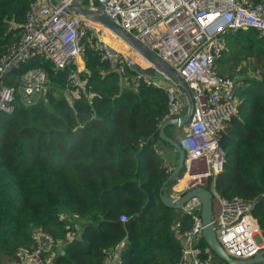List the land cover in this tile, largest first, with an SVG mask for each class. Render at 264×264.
<instances>
[{
	"label": "trees",
	"instance_id": "trees-1",
	"mask_svg": "<svg viewBox=\"0 0 264 264\" xmlns=\"http://www.w3.org/2000/svg\"><path fill=\"white\" fill-rule=\"evenodd\" d=\"M29 1L0 0V56L17 41ZM222 39L231 50H223L216 62L220 75L226 57L243 51L260 61L263 72L259 80L235 81L238 113L219 136L225 162L214 191L251 204L264 238V38L255 30H228ZM119 60L124 74L110 70L88 47L78 73L82 87L69 80L75 64L55 69L40 55L5 80L13 85L37 67L48 78L46 94L36 103L17 99L13 114L0 112V264L30 246L35 229L61 244L52 264H105L104 251L120 242L122 264H180L182 234L191 219L159 199L178 160L176 150L159 139L166 90L147 84ZM66 90L73 92L70 101ZM184 112L177 117L186 118ZM182 125L168 126L164 134L178 143ZM184 175L185 168L168 182V197ZM76 222L81 224L76 240L64 244ZM198 246L206 247L203 238Z\"/></svg>",
	"mask_w": 264,
	"mask_h": 264
},
{
	"label": "built area",
	"instance_id": "built-area-1",
	"mask_svg": "<svg viewBox=\"0 0 264 264\" xmlns=\"http://www.w3.org/2000/svg\"><path fill=\"white\" fill-rule=\"evenodd\" d=\"M87 1L91 8L97 3L112 24L155 54L189 91V121L178 141L185 155V175L175 198L196 186L206 187V181L212 179L208 190L218 204L212 223L225 254L232 259L247 260L264 250V238L251 215V204L237 198H220L214 191V179L225 162L219 136L225 123L237 115L239 105L236 82L216 71V62L223 51L222 35L227 30H255L264 38V0ZM73 4L80 5L81 0L29 1L17 41L0 56V112L13 114L17 99L24 105H32L45 96L48 78L40 67L26 71L13 85L5 83L13 72L37 55L62 70L69 63L76 66L90 47L110 70L124 74V67L118 64L122 56L97 38L94 23L66 10ZM122 59L127 66L125 58ZM80 71L76 67L69 75L74 86L82 87ZM138 78L160 87L145 77L138 75ZM166 97V119L178 118L179 97L173 89H166ZM180 210L191 219L190 227L182 234L180 264H225L207 246H198L203 230L199 200L190 199ZM125 221L121 216L120 222ZM78 231L74 224L64 244L74 242ZM30 238V246L16 250L13 264H47V252L61 249V244H56L41 229L33 230ZM121 246L122 242L104 251L105 264H122Z\"/></svg>",
	"mask_w": 264,
	"mask_h": 264
},
{
	"label": "water",
	"instance_id": "water-1",
	"mask_svg": "<svg viewBox=\"0 0 264 264\" xmlns=\"http://www.w3.org/2000/svg\"><path fill=\"white\" fill-rule=\"evenodd\" d=\"M58 1V0H55ZM66 10L76 15L87 19L92 22L101 23L106 28H108L113 33L119 35L122 39L126 40V42L136 50L143 58L150 64V69L143 70L144 75L140 74V70H135L131 64H129L127 58V66L128 68L140 75L141 77H145L148 72L152 71L153 78L151 81L154 84H158L159 80L163 77H167L177 85L179 88L187 90L181 78L171 70L164 62H162L155 54L144 48L138 42L133 40L131 37L126 36L121 29L116 27L112 22L100 11V14H96L90 10L82 8L78 4H73L66 7ZM186 120H181L180 118H170L166 119L161 126L159 127V139L171 147H173L178 153V163L174 170L171 172L169 177L162 183L159 189V199L160 202L168 207L173 209H180L187 201L192 198H196L199 200L201 204V221H202V238L206 244V246L215 254L218 260L222 261L225 264H264V250L259 251L255 256L247 260H236L232 259L225 254L220 244L216 239L215 234V226L212 223L213 218V203H212V193L205 186H196L193 189L183 193L178 198L168 197L165 191V188L170 180L176 179L177 175L184 169V161L185 155L179 144L173 141L171 138L166 137L164 134V130L168 126H181ZM63 254V252H62Z\"/></svg>",
	"mask_w": 264,
	"mask_h": 264
},
{
	"label": "rangeland",
	"instance_id": "rangeland-1",
	"mask_svg": "<svg viewBox=\"0 0 264 264\" xmlns=\"http://www.w3.org/2000/svg\"><path fill=\"white\" fill-rule=\"evenodd\" d=\"M102 27L106 28L104 25H102ZM106 29L108 31H110L108 28H106ZM105 33H106V31L104 32V29H102L101 31L96 29V33L95 34H96L98 39H100L102 42H104ZM106 36H108V34ZM109 36L112 37L113 35L111 36L109 34ZM105 40L109 42L108 44L112 43V45H113V42L108 37H105ZM140 45H142V44H140ZM129 47H131V46L129 45ZM130 50L132 51L133 54L139 56V60L143 63V65L147 68V70H149L150 69V64L143 58V56H141L138 52H136V50L134 48H132V47H131ZM223 50H225V52H230L231 47H228L226 45V43L224 44V42H223ZM222 54L223 53H221V56H222ZM127 60H128V58H127ZM226 60H227L226 63H224L222 65V68H224V70H225V73H223L222 76L227 77V78L233 80L234 82L235 81L242 82L245 79H258L259 80L261 78V74L263 72L262 64L260 63L259 60H257V58L255 56L248 55L247 52L243 51L241 53L239 52L238 54H236L234 58H229L228 59L226 57ZM145 78L148 79L147 81L151 80L153 78L152 71L151 72L149 71L148 74L145 76ZM161 80H163L162 82L171 83L173 86L175 85L167 77H163ZM160 85L166 87L164 84L160 83ZM64 93H65L68 101H70L71 98H73V92H71L69 90H66ZM183 109L185 110V112L183 114L185 116V115L188 114L189 108H188V106L185 105V107L181 106V110H183ZM187 116H186V118H181L182 116L180 115V119L181 120H186ZM182 126H185L184 127V132H185L186 126H187V122H184ZM170 158H172V157H170ZM177 163H178V160H177ZM171 164L173 166V164H175V160H173ZM170 197L171 198H175V196H172V195H170ZM217 212H218V204L214 200V202H213V217L216 216ZM76 225L78 226V228L80 230L81 229V224L79 222H76ZM13 262H14V256L13 257H6V258H4L2 260V264H13Z\"/></svg>",
	"mask_w": 264,
	"mask_h": 264
},
{
	"label": "crops",
	"instance_id": "crops-1",
	"mask_svg": "<svg viewBox=\"0 0 264 264\" xmlns=\"http://www.w3.org/2000/svg\"><path fill=\"white\" fill-rule=\"evenodd\" d=\"M59 1H61V0H58V2ZM80 6L82 7V8H84V9H87V10H90V11H92V12H94V13H96V14H100V11L102 12V9H101V7L97 4V3H95V5H94V7H89V5H88V1L87 0H81V4H80ZM75 14V13H74ZM94 23V25H95V29H98V30H102V29H104V32L106 31V33H105V37H107L106 35L108 34H110L111 36L114 34V36L115 37H117L118 38V40H121L127 47H129V45L127 44V42H126V40H124V39H122L119 35L117 36V34H115V33H113L112 31H108L106 28H103L102 27V24L99 22V23H96V22H93ZM103 32V31H102ZM105 37H104V39H105ZM110 45L113 47L114 46V48L116 49V50H114V51H116L120 56H122L123 58H125V60H126V58L127 57H125V56H123V52H122V50H119L118 48H116L115 47V45L113 44L112 45V43H110ZM130 49H131V47H129ZM117 50H119V51H121V52H118ZM135 56V59H137V60H139V56L138 55H134ZM76 67L79 69V70H82L83 69V61H82V58H80L79 60H77V62H76ZM145 66H144V70H145ZM144 75V74H143ZM163 80H159V85H160V83L161 84H164L166 87H164V86H161L160 85V87H162V88H164L165 90L166 89H173L174 91H175V93L177 94V96L179 97V100H180V102H181V106L182 107H185V105L186 106H188V108H189V111H188V116H189V112H190V108H191V100H190V95H189V91H188V89L187 90H185V89H182V88H179L178 86H176V85H172L171 83H168V82H162ZM185 87H186V85H185ZM187 88V87H186ZM187 116V117H188ZM160 150H161V148H159ZM163 150H164V153H165V155H166V157H168V158H170V157H172V153L171 152H169L168 150H166V149H164L163 148ZM170 159H172V158H170ZM172 161V160H171ZM181 183H182V179L178 182V184L176 185V186H174L172 189H171V192H170V194L172 195V196H175L176 197V195H175V193L176 192H178L179 190H181ZM58 250H59V248H57ZM56 249V250H57ZM56 250H54V248H52V249H50L49 250V252H47V254L45 255V259H46V263L47 264H52V260H53V257H54V254L53 253H55V251Z\"/></svg>",
	"mask_w": 264,
	"mask_h": 264
},
{
	"label": "bare ground",
	"instance_id": "bare-ground-1",
	"mask_svg": "<svg viewBox=\"0 0 264 264\" xmlns=\"http://www.w3.org/2000/svg\"><path fill=\"white\" fill-rule=\"evenodd\" d=\"M107 37L113 42V44L115 45L116 48H118L119 50H122V52H123L122 54L128 58L129 64H131V66L135 70H140V68H141L140 74L143 75L144 73L142 71L144 70V65H143V63L140 60L135 59V56H134L135 54L132 53V51L130 50V48L127 47L121 40H118V38L115 37L114 34H113L112 37H110L109 35ZM104 42L110 48H112L113 50H116L114 48V46L112 47L110 44H108L109 42L106 41L105 39H104ZM119 50H117V51L119 52ZM185 180L186 179H184V181Z\"/></svg>",
	"mask_w": 264,
	"mask_h": 264
}]
</instances>
